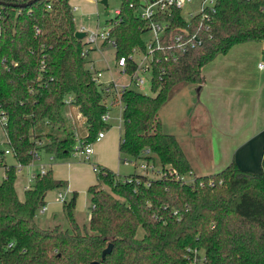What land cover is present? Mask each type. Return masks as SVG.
Masks as SVG:
<instances>
[{"label":"trees","instance_id":"16d2710c","mask_svg":"<svg viewBox=\"0 0 264 264\" xmlns=\"http://www.w3.org/2000/svg\"><path fill=\"white\" fill-rule=\"evenodd\" d=\"M28 1L0 0V119L5 118L0 125L6 148L21 165L31 163L33 150L65 158L74 151L75 132L85 145L110 127L101 118L108 107L82 54L86 44L75 37L69 0L20 6ZM141 4L120 0L119 14L109 20H118L110 27L114 58L145 48L148 22L137 14ZM169 19L173 32L183 27L199 41L158 53L152 95L132 88L123 92L119 152L186 175L191 165L176 137L163 131L159 109L182 87L202 84L203 66L217 55L238 43L264 40V0H217L213 11L196 14L188 26L178 10ZM127 63L132 72L134 65ZM70 106L83 119L81 126L66 113ZM4 149L0 264H264V155L260 172L231 162L190 182L168 173L119 176L96 167V182L87 188L88 222L76 221L73 191L62 201L68 222L62 228L40 226L35 217L47 191L65 183L48 169L35 175L19 199L17 167L5 164ZM109 243L111 251L102 258Z\"/></svg>","mask_w":264,"mask_h":264},{"label":"crops","instance_id":"0c3cea01","mask_svg":"<svg viewBox=\"0 0 264 264\" xmlns=\"http://www.w3.org/2000/svg\"><path fill=\"white\" fill-rule=\"evenodd\" d=\"M100 26L101 25L98 26L97 24L96 28H100ZM80 28L77 29L79 30ZM101 28L103 27L101 26ZM104 47H107V45L98 44L97 46H89L86 60L88 58L89 60H87V62L93 64L95 68V61L91 57L89 58V53L95 49L102 50ZM112 51L114 56L113 48ZM263 51L264 40L261 42L251 41L238 43L231 46L227 52L217 55L203 66L202 72L204 75V82L202 84H189L177 93L178 95L184 93V95L186 94L188 97L187 103L181 110L183 114L180 113L179 118L176 119L178 133L174 131L175 129H167L164 120L160 119L163 131L173 134L176 137L191 165L192 169L191 173L187 175L188 177L193 178L194 176L213 174L215 173L214 170L219 168L223 169L231 162H234L236 166L242 170L250 172L261 171V161L264 155V68H259L258 62L263 57ZM107 68H109L108 65ZM115 68L114 61V69ZM96 69L104 72V70L101 68L99 69V67ZM109 69L111 70V68ZM109 74L114 77L112 70ZM169 101L170 99L164 105ZM114 108H119L120 113L122 112V108L116 103L110 106L109 115ZM160 109L158 115H160ZM68 114L74 116L75 120L78 122V126L82 125L83 119L77 114L75 107H68ZM111 118L112 117H110L109 120ZM77 133L80 137L79 132ZM120 138L121 124L118 135L115 138L116 142H111L118 158L121 156L119 152ZM41 151L42 150H39L40 155L42 152L43 154H47ZM92 154L93 149L89 157ZM7 155H12V153L3 154L2 156L5 157V160ZM73 156L80 160L85 159L81 155L77 156L73 154ZM49 159H53V157L50 155ZM5 160L4 162L6 164ZM37 161L39 160L33 162ZM14 162L13 165L17 166L18 163L15 159ZM33 162L29 164L32 165ZM96 164L98 167L108 168L103 163ZM41 165L46 171L52 168L51 165L44 161L43 163L40 162L38 167L40 168ZM199 165L206 168V171L202 173L197 171L196 168H198ZM23 166L24 165L18 167L17 172L20 171ZM115 168V171L112 169L110 170L122 176L116 172L118 168ZM37 173H39V170L31 173L30 183L28 186L24 187V189L32 185ZM135 173L146 174L142 169L140 172ZM3 176L4 172L2 177ZM95 182L96 176L95 181L90 185ZM66 191H71V187L68 184ZM18 198L21 200L23 199L19 196ZM45 211L46 209L43 212ZM89 217L90 208L86 214L87 222ZM75 218L78 222L76 215ZM36 222L40 226H43L37 220ZM78 223L81 224L80 222Z\"/></svg>","mask_w":264,"mask_h":264},{"label":"rangeland","instance_id":"374dc122","mask_svg":"<svg viewBox=\"0 0 264 264\" xmlns=\"http://www.w3.org/2000/svg\"><path fill=\"white\" fill-rule=\"evenodd\" d=\"M73 6V15L77 28L84 26L87 31L96 29L98 24L104 27H109V20L115 17V10L119 8L120 0H107L106 4H103L101 0L97 2H93L91 0H69ZM198 0H195L189 7H186V10L189 9H197ZM100 26V28H101ZM149 33H144L143 38L147 40L149 38ZM85 42V37L83 38ZM93 46V44H87V47ZM88 56V55H87ZM92 58L95 61L96 68L104 70L105 77H109L111 72L107 69V65L111 68L114 77L119 82H125L128 80L127 76L119 75L118 69H114V56L113 51L110 46L104 47L102 50L95 49L90 51L89 58ZM87 60H89L87 58ZM89 62H87V66ZM146 82L141 87H135L136 90L152 95L153 92L151 90L149 80V74H145ZM187 86V85H186ZM185 87V86H184ZM183 88V87H182ZM181 88V89H182ZM180 89V90H181ZM179 92V91H178ZM176 92L170 101L164 105L160 109V119L164 120L165 126L167 129H175L177 131L178 128L176 126V119L179 118L183 106L187 103V95L182 93L178 95ZM191 111V109H190ZM68 113V108L67 112ZM109 120L110 127L105 129V137L99 141L93 140L90 143V146L93 149V154L87 159H77L71 153L69 156L60 159H49L50 155L42 154L41 160L37 162H33V164H26L23 168L17 172L16 180H15V189L16 193L19 197L23 198L24 196V187L28 186L30 183V178L32 172H36L39 170L38 164L43 161L49 165H51L52 174L55 179L61 180L65 183L63 187L53 188L47 191L45 196V207L46 211L41 213L40 210L36 213V220L43 225V227H51L55 223L59 224L62 228L68 227V222L66 221L63 212H62V199L57 198V193L61 191L64 195L65 200H68L73 191H76V205H75V215L77 216L78 222L81 224H86V214L88 209L90 208L89 194L87 193L88 186L95 181L96 170L94 166L98 167L96 163H103L109 169L115 171V167L118 168L116 172L120 175L125 176L135 172H140L139 167H134L132 165L124 164L123 158L124 156L117 157L111 142H116V136L118 135L120 129V109L114 108L110 112ZM0 148H6L5 145V135L3 129L0 125ZM5 160V157H2ZM51 160V161H50ZM6 164H14V159L12 155L6 156ZM199 172H205L206 168L202 165H199L196 168ZM216 169V168H215ZM221 171V169H216L214 172ZM4 172V166L0 167V180L2 179V175ZM149 177L157 178V175L149 173ZM188 182L191 181V177L187 178ZM67 184L71 187V191H66ZM65 193V194H64ZM55 222V223H54ZM137 237H141L143 235L142 228H138L136 232Z\"/></svg>","mask_w":264,"mask_h":264},{"label":"built area","instance_id":"2783aa9c","mask_svg":"<svg viewBox=\"0 0 264 264\" xmlns=\"http://www.w3.org/2000/svg\"><path fill=\"white\" fill-rule=\"evenodd\" d=\"M93 2H97L98 0H91ZM195 0H142V4L139 6L137 10V14L141 19L147 20V33H149V38L145 40V48L142 50L141 48H134L128 56H120L119 58H114L115 67L118 69V73L123 76H127L128 80L125 82H119L113 76H109L105 78L104 72L101 70H97L93 64L89 63L87 66L88 69L92 73L93 82L100 88L101 93L104 97V101L108 110L102 114L101 118L103 121L108 122L109 108L114 104H118L119 107L123 108L122 103V94L126 89H135V87H141L147 81L145 78V74H149V82L151 86L152 79V71L154 62L160 59L158 53L163 50L178 48L181 50H185L186 47L194 46L196 44V40L199 39L196 37L195 33L190 34L188 29L180 28L177 32H173L171 26V20L169 19L174 10L180 11V15L182 19L186 22L188 26L191 23L192 18L198 14L203 13L205 10L213 11L215 8V4L217 0H198L197 9H189L186 10V7L190 8V5L194 3ZM115 14H119V8L115 10ZM115 15V16H116ZM208 15V14H206ZM204 15V16H206ZM168 17V19L166 18ZM118 22L117 19L109 23V27L104 28H96L94 30L87 31L84 27L80 28V31L85 32V44L82 48V54L86 57L88 54L87 44H93V46H97L98 44H105L115 49V40L110 35V27L112 24ZM128 61H130L134 65V70L132 72H127ZM258 67L264 68V51L263 57L258 62ZM110 70L109 68H107ZM111 71V70H110ZM136 90V89H135ZM70 99H67L66 102L69 103ZM1 122L5 121L4 117H1ZM105 135L104 130L98 132L95 137V141H99ZM75 137L77 139L76 145L74 147L73 154L77 156H83L85 159L89 158V155L92 153V147L90 143L83 145L81 138L78 133L75 132ZM148 151V150H147ZM11 153L9 148H5L3 150V154ZM1 158V155H0ZM40 159L39 150H33L32 152V161H36ZM123 163L132 165L135 167H139L142 169L146 175L149 176V173L157 175V177L165 176L166 173L168 175L174 177L177 180H181L184 182H188L187 175L178 173L173 169H163L159 166H154L151 162H146L144 160H136L129 157L123 158ZM21 164H17V168L20 167ZM96 170V166H94ZM168 170V171H167ZM46 169L41 165L39 168V174H44ZM195 177V176H194ZM193 177V178H194ZM191 179V181L193 180ZM58 199L64 198L63 193L58 192ZM46 209L45 205L40 207V212H43ZM11 246V244H9Z\"/></svg>","mask_w":264,"mask_h":264},{"label":"water","instance_id":"95a60500","mask_svg":"<svg viewBox=\"0 0 264 264\" xmlns=\"http://www.w3.org/2000/svg\"><path fill=\"white\" fill-rule=\"evenodd\" d=\"M35 0H29L28 2L26 3H22L20 4L21 7H24V6H28L30 4H32ZM101 2L103 4H106L107 3V0H101ZM75 37L78 38V39H83L85 37V32L84 31H80V30H77L75 32ZM111 248H112V243H109L102 251V258L105 257V255L107 253H109L111 251ZM91 264H101L99 261H92Z\"/></svg>","mask_w":264,"mask_h":264}]
</instances>
